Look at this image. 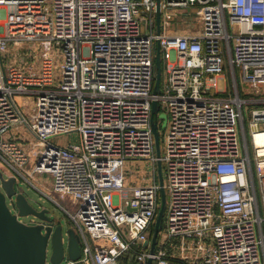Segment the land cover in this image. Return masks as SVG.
<instances>
[{
    "label": "built area",
    "instance_id": "built-area-1",
    "mask_svg": "<svg viewBox=\"0 0 264 264\" xmlns=\"http://www.w3.org/2000/svg\"><path fill=\"white\" fill-rule=\"evenodd\" d=\"M157 4L0 0V172L64 211L59 264H264V0ZM23 42L39 69L4 63Z\"/></svg>",
    "mask_w": 264,
    "mask_h": 264
},
{
    "label": "water",
    "instance_id": "water-1",
    "mask_svg": "<svg viewBox=\"0 0 264 264\" xmlns=\"http://www.w3.org/2000/svg\"><path fill=\"white\" fill-rule=\"evenodd\" d=\"M160 0L157 4V21L160 24ZM156 82L154 93L157 94L160 87L162 75V63L160 46L156 52ZM157 110V102L152 105L153 115ZM153 132L157 154L160 155V137L158 125L153 120ZM158 178L161 187V205L156 218L155 230L152 238V249L156 246L158 232L161 227L166 205V194L164 189L163 167L158 164ZM0 264H48L47 248L51 246L49 256L50 264H59L64 255V244L62 236V225L57 224L46 209H36L22 192L15 188L13 177L5 179L0 172ZM15 197V205L20 216L34 215L40 219L36 224H27L19 220L18 214L13 213L7 203V198ZM69 252L72 258L77 259L81 254L79 237L70 230ZM151 264V260H149Z\"/></svg>",
    "mask_w": 264,
    "mask_h": 264
},
{
    "label": "rangeland",
    "instance_id": "rangeland-1",
    "mask_svg": "<svg viewBox=\"0 0 264 264\" xmlns=\"http://www.w3.org/2000/svg\"><path fill=\"white\" fill-rule=\"evenodd\" d=\"M195 14V11H193L190 15L193 16ZM183 18V15L180 13L177 14V20H180ZM175 19H169L168 25L170 27H176L178 25V21ZM43 54V46L39 43H28L23 42L19 44H13L11 43L7 49V51L4 53V63L7 66H18L20 68H27L31 65L34 66L35 69H39L40 63H41V56ZM163 69V68H162ZM163 72H162V79H163ZM218 85L220 88H223L224 81L223 79L218 80ZM24 102H28V99L25 98ZM158 119L159 124L162 128L166 126L167 123V113L165 110H160L158 112ZM59 142L64 141H78V138L74 136L73 134L70 137H66L64 139H58ZM147 169V168H144ZM3 169V177L8 178L7 171ZM42 175H39L38 178L42 180ZM46 178H48L47 181H50V175L46 174ZM0 187H1V179H0ZM15 188L18 192H22L28 201L38 210L46 209L48 212V215L57 223L62 225V236L64 238V244L67 248L69 245V231L72 230L69 228V221L64 213V211L57 206L53 201H51L46 196L42 195L39 191L28 185L27 183H18L15 185ZM7 203L9 207L12 209V211H16L18 214V209L15 205V201L10 200L7 198ZM67 207L70 206L69 202H64ZM15 213V212H14ZM19 220L23 223L27 224H36L40 222V219L34 215H28V216H20L18 214ZM51 250V247H50ZM51 253V251H50Z\"/></svg>",
    "mask_w": 264,
    "mask_h": 264
}]
</instances>
